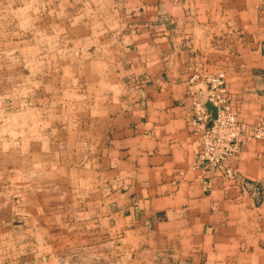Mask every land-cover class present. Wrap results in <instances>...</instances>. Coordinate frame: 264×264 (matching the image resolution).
Wrapping results in <instances>:
<instances>
[{"label":"crops","instance_id":"crops-1","mask_svg":"<svg viewBox=\"0 0 264 264\" xmlns=\"http://www.w3.org/2000/svg\"><path fill=\"white\" fill-rule=\"evenodd\" d=\"M112 4L132 8L113 21L117 38L71 15L73 47L103 38L89 48L101 56L86 55L102 105L91 123L68 128L69 150L78 135L97 149L80 163L87 175L74 171L89 188L74 190L64 211L55 202L54 213L69 212L71 233L94 247L85 264H264V134L227 159L230 174H215L199 158L192 111L193 92L206 98L196 71L225 70L241 124L264 130V0ZM32 194L27 211L45 215L46 192Z\"/></svg>","mask_w":264,"mask_h":264},{"label":"rangeland","instance_id":"rangeland-1","mask_svg":"<svg viewBox=\"0 0 264 264\" xmlns=\"http://www.w3.org/2000/svg\"><path fill=\"white\" fill-rule=\"evenodd\" d=\"M108 1L102 8L93 2L89 6L90 0H0V264H85L92 256L94 247L77 238L76 231L71 233L69 212L54 210L55 202L63 211L74 205V190L89 188L74 171L87 175L80 163L86 152L92 155L97 149L89 144L86 148V137L78 135V147L69 150L68 128L91 123L90 116L102 105L92 97L98 86L87 83L94 71L86 59L101 56L95 47L89 48L100 45L103 38L80 41L84 52L73 47L71 15L77 14L79 20L88 16L97 29H106L104 35L117 38L113 21L121 10L123 16L132 15V8ZM218 76L225 89L220 95L239 120V111L228 99L225 70L196 71L192 76L206 84L205 99L193 92L194 116L195 102L211 97L208 84ZM195 119L200 151L202 132ZM239 123L238 151L247 138H259L253 133L263 129L262 124L245 128ZM224 170L231 173L228 167ZM38 191L46 192L45 215L27 211L35 201L32 193ZM113 250L111 246V258L116 256Z\"/></svg>","mask_w":264,"mask_h":264},{"label":"built area","instance_id":"built-area-1","mask_svg":"<svg viewBox=\"0 0 264 264\" xmlns=\"http://www.w3.org/2000/svg\"><path fill=\"white\" fill-rule=\"evenodd\" d=\"M208 86L211 97L207 102L216 107V117H212L205 101H197L195 102V120L198 129L202 132L199 158L215 173L223 170L227 159L238 151L241 142L238 135L242 127L235 113L229 110V106L225 104V100L220 95L225 90L222 77H213ZM211 120L212 123L209 125ZM262 130L256 131L253 135L261 137Z\"/></svg>","mask_w":264,"mask_h":264},{"label":"water","instance_id":"water-1","mask_svg":"<svg viewBox=\"0 0 264 264\" xmlns=\"http://www.w3.org/2000/svg\"><path fill=\"white\" fill-rule=\"evenodd\" d=\"M211 107L214 109L213 118H215L216 117V107H213V106ZM211 123H212V120L209 122V125H211Z\"/></svg>","mask_w":264,"mask_h":264}]
</instances>
